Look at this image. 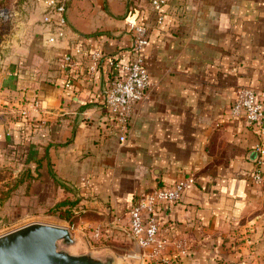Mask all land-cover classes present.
<instances>
[{
	"label": "crops",
	"instance_id": "0c3cea01",
	"mask_svg": "<svg viewBox=\"0 0 264 264\" xmlns=\"http://www.w3.org/2000/svg\"><path fill=\"white\" fill-rule=\"evenodd\" d=\"M65 2L54 44L36 0H15L0 30V157L23 168L0 215L68 227L124 263L264 264V182L251 180L264 136L230 113L241 88L264 96V0H168L162 22L152 0ZM131 24L149 29L151 84L121 142L104 97L129 60ZM190 176L179 202L156 209L166 246L153 259L130 234V209Z\"/></svg>",
	"mask_w": 264,
	"mask_h": 264
},
{
	"label": "built area",
	"instance_id": "2783aa9c",
	"mask_svg": "<svg viewBox=\"0 0 264 264\" xmlns=\"http://www.w3.org/2000/svg\"><path fill=\"white\" fill-rule=\"evenodd\" d=\"M43 5L45 15L43 23L51 26L55 33L48 39L50 44L65 37L67 27V4L65 0H36ZM168 0H152V6L158 17L163 21L162 8ZM14 13L8 7L0 8V25L8 24ZM134 33V40L130 50L129 60L120 65L121 76L105 93V105L117 124L119 139L126 141L127 132L131 123L135 106L141 102L149 87L150 76L145 64L144 48L148 44L149 29L143 25H130ZM101 59L100 53L92 56L91 72H95ZM67 62L72 63L70 58ZM231 117L245 120L250 125H256L261 136H264V96H259L253 89L241 88L231 107ZM257 152L258 168L251 173V180L255 185L264 182L260 167L264 164V144L255 147ZM194 177H184L177 180L172 186L156 188L142 196L130 209V234L133 240L142 249H153L151 258L158 259L166 246V241L160 239L162 224L155 216L156 209L164 204L179 202L183 194L195 185ZM101 232L97 229L94 239H99Z\"/></svg>",
	"mask_w": 264,
	"mask_h": 264
},
{
	"label": "water",
	"instance_id": "95a60500",
	"mask_svg": "<svg viewBox=\"0 0 264 264\" xmlns=\"http://www.w3.org/2000/svg\"><path fill=\"white\" fill-rule=\"evenodd\" d=\"M258 157V155H257ZM84 247V254H76ZM0 264H126L111 252L90 251L68 227L30 223L0 236Z\"/></svg>",
	"mask_w": 264,
	"mask_h": 264
},
{
	"label": "rangeland",
	"instance_id": "374dc122",
	"mask_svg": "<svg viewBox=\"0 0 264 264\" xmlns=\"http://www.w3.org/2000/svg\"><path fill=\"white\" fill-rule=\"evenodd\" d=\"M14 2L15 0H0V8L8 7L13 11L15 16V12L11 8L12 3L14 4ZM9 23L6 25H0V30L6 29ZM4 108H6V106L3 103H0V113L5 111ZM0 116L1 118L5 117V115L2 114H0ZM9 156L11 155L5 153L3 156L0 157V212H1V208L5 205V202L7 201L6 198H8L16 188L15 186L19 179L18 176L22 175L23 172L22 164L21 163L12 164L11 160H9L8 158ZM4 199H6V201L2 204L1 201ZM69 218H71V215ZM33 221L35 220H31L26 224L28 223L30 224V222ZM23 225L25 226V219L23 218L18 219L17 215L14 213V210H8L2 213V216L0 215V236L9 233L15 229H18ZM97 246L98 245H96V247ZM84 251L86 250H83V252ZM126 264H134V262L132 261V259H129V261H127Z\"/></svg>",
	"mask_w": 264,
	"mask_h": 264
},
{
	"label": "trees",
	"instance_id": "16d2710c",
	"mask_svg": "<svg viewBox=\"0 0 264 264\" xmlns=\"http://www.w3.org/2000/svg\"><path fill=\"white\" fill-rule=\"evenodd\" d=\"M21 179H22V178H21ZM18 183H19V180L17 181V183H16V186H15V187H17V186H18ZM14 190H15V189H14ZM9 197H10V196H9ZM9 197H8V198H9ZM8 198H6V199H8ZM6 199L2 200V201H1V203L3 204V203L6 201ZM2 204H1V205H2ZM69 217H70V216H69ZM69 217H68V218H69Z\"/></svg>",
	"mask_w": 264,
	"mask_h": 264
}]
</instances>
